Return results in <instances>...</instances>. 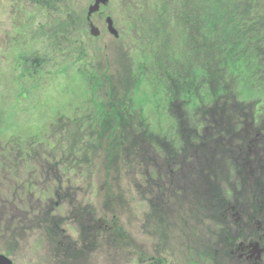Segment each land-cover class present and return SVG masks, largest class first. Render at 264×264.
<instances>
[{
    "label": "trees",
    "instance_id": "trees-1",
    "mask_svg": "<svg viewBox=\"0 0 264 264\" xmlns=\"http://www.w3.org/2000/svg\"><path fill=\"white\" fill-rule=\"evenodd\" d=\"M35 1L45 10L50 8L44 0ZM129 2L126 8L130 13L121 12L117 21L131 45L112 68L99 62L97 48L86 51L82 13L79 17L67 13L70 29L60 24L53 34L60 36L62 30L70 39V31L74 32L69 59L72 74L82 78L73 80L72 102L62 103L71 107L70 112L55 115L44 133L30 131L26 142L21 135H3L1 155H8L4 148L10 146V155L33 159V163L55 156L65 171L86 173L88 181L91 166L98 160L108 190L104 200L111 207L122 195L113 191L117 188L114 181L119 183L135 170V164L129 162L131 155L144 163L143 177L148 181L158 179V183L162 175L150 165L164 158L165 178L182 180L184 191L186 186L191 187L198 199L192 210L204 216L213 211L211 223L219 225L218 230L228 218L225 205L230 199H221L222 189L217 190L215 182H219V170L228 169L236 178L229 186L238 188L232 189L233 200L236 192L248 191L245 180L250 181L254 201L243 205L242 214L252 221L262 210L257 200L261 199L258 192L263 190L264 176L254 177L258 172L247 167L245 161L257 159L253 148L251 153L248 148L264 143V132L260 135L249 130L244 112L251 101L256 110L264 103V82H256L259 76L264 79L260 64H264V0L258 5L257 0ZM124 18H129V23L122 22ZM79 61L81 67L77 66ZM43 66H39L41 70ZM33 68L36 72L24 76L34 77L38 69ZM70 69V63H64L55 74ZM227 88L236 94L230 107L223 99ZM232 139L241 146L233 148ZM259 148L262 152L264 146ZM37 164L41 168L40 162ZM228 193L227 188L226 197ZM160 197L155 195L152 204L161 201ZM199 207L201 210H194ZM88 213L93 215L91 209ZM81 216L73 214L72 220ZM155 224L158 226L157 221ZM222 234H218L219 240Z\"/></svg>",
    "mask_w": 264,
    "mask_h": 264
},
{
    "label": "rangeland",
    "instance_id": "rangeland-1",
    "mask_svg": "<svg viewBox=\"0 0 264 264\" xmlns=\"http://www.w3.org/2000/svg\"><path fill=\"white\" fill-rule=\"evenodd\" d=\"M261 1L257 0L255 4L258 5ZM93 2L94 0H55L52 4L51 1L44 0L45 5H51L45 10L39 5V1L35 0H0V138L3 135H21V140L26 142L30 131L34 133L38 130L44 133L55 115L69 114L71 107H63L62 103L72 102L70 90L74 89L73 80L77 77L79 81L81 77L72 74L73 66L69 59L74 32L70 31V39L64 37V31L61 29L60 36L53 34V30L60 24L70 29L66 22L67 13L78 17L82 13L81 17L87 30V36L83 38L84 47L86 51L97 48L99 62L103 61L112 68L118 59H122L121 54H124L131 44L127 38L125 40V30L121 27L122 24H118L117 19H121V12L130 13L126 7L131 2L108 0L106 6H101L100 13L91 16V21L100 30V34L96 36L91 34L89 21L86 19L89 6ZM105 17L111 19L116 31L115 36L108 31ZM127 20L129 18H124L122 22ZM42 63L43 70L39 67ZM64 63H70L72 69L61 75L55 74ZM260 64L264 67L262 62ZM34 66L38 69L37 74L34 77L24 76L23 73L36 72ZM77 66L81 67L80 61ZM255 71L259 72L260 69L256 68ZM261 80L264 82L262 76L257 77V84ZM61 83L68 86H62ZM227 90L223 99L229 101L227 103L230 107L234 105L232 101L236 94L230 88ZM263 105L261 102L259 106ZM246 106L247 122L251 123L252 128L259 126V120H254H261L264 110L259 114L261 108H258L254 117L253 101ZM231 141L233 148L241 146L236 139ZM4 143L5 141L0 140V151ZM260 144L263 142L253 145L259 156L256 161L258 170L254 169V162L250 167L245 161L247 167L261 173L255 174L257 177L264 176V149L262 152L259 150ZM45 147L46 144L43 145V148ZM4 149L8 155L2 156L0 152V208L6 209L7 218L0 227V253L16 257L19 264H49V257H87L85 264H186L187 257H201L202 264H219L220 256L223 257L221 260L233 261L232 255L237 253L238 247V240L235 241L234 238H238L240 233L243 234L242 237H247L248 230L242 232L234 220L225 221L222 229L218 230L219 225L212 226L214 222L211 223L213 211L208 216L195 213L192 210L197 207L195 192L187 186L185 191L182 190L181 185L184 182L179 178H165L167 162L162 160L164 158L159 161L160 164L156 162L150 165L162 175L158 183V179L152 178L148 181L143 177L146 172L144 163H140L136 155H131L129 162L135 164V170L119 183L114 181V186L121 191H117V188L113 191L122 195L115 201L114 207H111L109 201L105 203L104 200V193L108 190L104 184V175L99 170L98 160L96 165L91 166V177L88 181L85 172L80 179V174L65 171L60 159L55 156L43 158L40 162L41 169H37L33 159L21 161V157L10 155V146ZM50 169L53 170L51 175L48 174ZM141 170L142 173L135 174ZM5 174L7 175L4 176ZM46 176H50L51 180ZM235 179L228 169L221 168L219 182L215 184L217 190L222 189L221 199L224 196L225 200L230 199L225 207H235L234 211L230 209L226 213L240 212L238 219L243 223L248 221L247 216L249 217L242 214L243 205L253 202L251 184L249 180H245L248 191L236 192L233 200L232 189L238 188L229 185L234 183ZM24 181L35 182V188L40 192L37 198L44 190L51 195L52 201H58L54 192H63L65 184L66 187L69 182L77 188L82 186L80 192L74 196L76 203L73 205L88 203L87 212L81 211V218L64 230L28 228V222L25 221L30 219L29 213L36 198L35 193L31 191L33 199H30L31 194L25 190L27 188ZM161 187L163 189L159 191ZM227 188L229 193L226 197ZM165 191L168 192L164 193ZM167 193L171 195L167 196ZM158 194L162 195L163 201L160 197L161 201L157 199L152 204L154 196ZM90 209L93 215L88 213ZM196 209L199 210L200 207L194 210ZM63 213L64 207L60 212L61 216ZM255 218L259 221V230L264 233V207ZM112 220L114 223L109 224ZM105 223L108 225L105 226ZM250 231L255 232V229ZM220 233L223 234L219 240Z\"/></svg>",
    "mask_w": 264,
    "mask_h": 264
},
{
    "label": "flooded vegetation",
    "instance_id": "flooded-vegetation-1",
    "mask_svg": "<svg viewBox=\"0 0 264 264\" xmlns=\"http://www.w3.org/2000/svg\"><path fill=\"white\" fill-rule=\"evenodd\" d=\"M1 126V124H0ZM1 131V129H0ZM21 161H26V158H21ZM42 160V159H41ZM41 160H38L36 162L37 169H41L37 164L41 162ZM33 162V161H32ZM50 168V167H49ZM35 169V171L37 170ZM51 172L53 170L50 169L49 175H51ZM5 174L4 176H6ZM84 174L79 175V178H83ZM48 179L51 180L50 176H46ZM60 178H58V181ZM55 182L56 179H53ZM24 186L27 188L25 189L27 193L31 194V191L35 193V201H34V207L32 210H30V219L28 222V228H36V229H41L45 231H50L54 229H59V230H64L67 227L71 225V223L75 222L72 221V214L75 212V214H81V211L87 212V204L85 203L84 205L81 204H76L73 199L75 195H77L78 192H80V189L82 186L78 187L73 184L68 183L67 187L65 184V190L61 193L54 192L56 195V198L58 201H52L51 200V195L42 190L41 196L37 198L39 195V190L36 189V184L35 182L29 183L28 181H24ZM58 183V182H57ZM61 186L63 184L60 183ZM73 187V188H72ZM30 188H34L36 190H31ZM46 195V196H44ZM29 197V196H28ZM27 197V198H28ZM30 199H33V194L30 195ZM30 201V200H28ZM56 206V207H55ZM62 207H64V213L61 216L60 212L62 211ZM28 214V213H26ZM7 218V211L6 209H1L0 208V227L4 222H6ZM22 220L24 218H21ZM252 221L248 219V221H245L243 223L239 222V219H234L236 224L241 227L242 232L247 231V237H242L243 234L240 233L238 238H234L235 241L238 240V247H237V253L232 255L233 261L231 262L230 260L223 259V257H219V264H264V233H261V230H259L258 226V219L257 218H252ZM256 227L255 232L250 231V229H253ZM97 240V238L95 239ZM236 245V244H235ZM234 245V246H235ZM237 246V245H236ZM0 264H8L6 262L7 258L10 260L11 264H19L18 261L16 260V257H8L7 255L0 253ZM214 255V254H213ZM215 256V255H214ZM87 257H49V261L51 263L49 264H85ZM214 259L216 257H213ZM187 263L186 264H202L201 263V257H187ZM182 264H185L184 262Z\"/></svg>",
    "mask_w": 264,
    "mask_h": 264
},
{
    "label": "water",
    "instance_id": "water-1",
    "mask_svg": "<svg viewBox=\"0 0 264 264\" xmlns=\"http://www.w3.org/2000/svg\"><path fill=\"white\" fill-rule=\"evenodd\" d=\"M108 2V0H94V2L89 6L88 12H87V20L89 21V27H90V32L92 35L96 36L98 34H100V30L98 29V27H96L93 22L91 21V15L95 12H97L100 8L101 5H106ZM106 23H107V29L109 32H111V34H113L114 36L116 35V31L113 28L112 25V21L109 17H107L105 19ZM0 257H4L1 256ZM6 258H4L5 260ZM6 262L8 264H11L9 260L6 259Z\"/></svg>",
    "mask_w": 264,
    "mask_h": 264
}]
</instances>
